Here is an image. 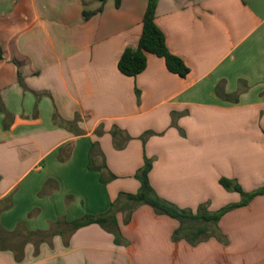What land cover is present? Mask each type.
Returning a JSON list of instances; mask_svg holds the SVG:
<instances>
[{"label":"crops","instance_id":"obj_1","mask_svg":"<svg viewBox=\"0 0 264 264\" xmlns=\"http://www.w3.org/2000/svg\"><path fill=\"white\" fill-rule=\"evenodd\" d=\"M147 4L0 0V264H264V194L221 217L227 244L174 242L178 222L147 205L115 213L118 243L112 226L70 229L136 194L144 158L156 195L192 212L239 202L222 178L264 184V0H157L189 73L147 54L127 77Z\"/></svg>","mask_w":264,"mask_h":264},{"label":"trees","instance_id":"obj_2","mask_svg":"<svg viewBox=\"0 0 264 264\" xmlns=\"http://www.w3.org/2000/svg\"><path fill=\"white\" fill-rule=\"evenodd\" d=\"M101 1L104 2L105 0ZM114 1L118 6L120 0ZM156 7L157 0H148L137 45L134 48H126L118 60L117 69L124 76L135 77L140 74L146 67L147 54L162 58L167 70L173 74L185 77L189 73V69L183 61L172 55L167 49L165 37L155 24ZM86 16L87 14H84V17ZM2 56L3 52L0 47V60ZM151 167V160L144 158L143 168L135 174V179L140 184L136 194H120L117 201L110 206L107 214L86 216L81 220L74 221L70 224L71 231L91 224H97L103 228L112 226L113 229L110 230L115 237V243H118L121 236L116 227L115 213L126 206L129 217L137 207L147 205L156 214L165 215L178 222L179 226L172 234V241L174 242L185 240L194 246L210 238H215L217 241L227 244V240L217 226L221 217L233 209L248 205L254 198L264 194V184L256 190L245 193L235 182L222 178L219 180L220 185L226 190L238 193L242 198L240 202L228 204L215 212L207 211L206 205L199 206L196 212L183 210L156 195L148 180ZM125 222L127 223V220ZM37 235L43 234L37 233ZM13 237V234H5L0 230V250L5 249L4 244Z\"/></svg>","mask_w":264,"mask_h":264},{"label":"rangeland","instance_id":"obj_3","mask_svg":"<svg viewBox=\"0 0 264 264\" xmlns=\"http://www.w3.org/2000/svg\"><path fill=\"white\" fill-rule=\"evenodd\" d=\"M255 190H256V189H255ZM243 192H245V193H249L250 191L247 192V191L243 190ZM237 194H238V193H237ZM238 195H239V194H238ZM241 199H242V198H241V196L239 195V202L241 201ZM221 208H222V207H221ZM206 209H208L207 206H206ZM218 210H219V209H217L216 211H218Z\"/></svg>","mask_w":264,"mask_h":264}]
</instances>
